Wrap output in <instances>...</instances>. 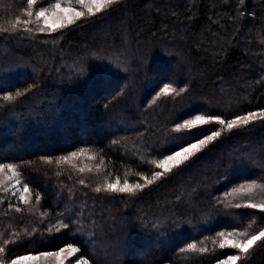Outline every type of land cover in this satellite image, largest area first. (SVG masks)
Returning <instances> with one entry per match:
<instances>
[{"label": "trees", "instance_id": "16d2710c", "mask_svg": "<svg viewBox=\"0 0 264 264\" xmlns=\"http://www.w3.org/2000/svg\"><path fill=\"white\" fill-rule=\"evenodd\" d=\"M252 1L245 0L243 17L235 19L238 0H123L56 33L33 38L22 26L17 34L0 33V87L14 93L39 85L19 103L4 101L6 92H0V106L9 108L0 110V162L20 165L32 188V207L21 205L22 213L7 212L18 197L0 191V232L4 239L14 232L22 239L8 246L5 259L37 248L56 250L65 242L80 246L78 255L92 264H213L224 258L221 252L231 254L213 245L216 232L233 226L251 231L253 210L207 219L201 209L238 183L259 182L264 128L225 133L187 167L136 197L92 189L106 180L142 183L141 173L150 178L156 170L152 160L213 128L171 131L194 114L210 109L231 117L264 107V10ZM25 8L26 0H0V26L25 19ZM249 31L259 36L251 38ZM167 83L189 91L162 94ZM81 149L83 155L57 162ZM241 151L253 164L228 170V161ZM66 209L79 217L76 234L65 230L39 244L37 233L64 219L59 214L66 216ZM177 219L181 225L173 229ZM25 233H33L36 242ZM188 243L209 252H181ZM246 264H264V246Z\"/></svg>", "mask_w": 264, "mask_h": 264}, {"label": "snow or ice", "instance_id": "6c2138e0", "mask_svg": "<svg viewBox=\"0 0 264 264\" xmlns=\"http://www.w3.org/2000/svg\"><path fill=\"white\" fill-rule=\"evenodd\" d=\"M123 0H56L55 3L44 7L37 5V0H26V8L23 11L25 19L16 18L15 22L10 23L8 27L0 26V33L17 34L22 31L25 34L33 36L36 34H51L66 29L70 25H74L77 21L86 18L95 17L98 14L104 13L113 6L120 5ZM239 7L236 9L235 19H241L244 15L242 8L245 5V0H238ZM75 5H79L78 10ZM33 25L34 27H30ZM127 70V69H125ZM39 87L38 84H33L22 90H16L14 93L0 87V92H6L2 99L6 102H21L27 99V95L34 92ZM189 91L186 87L175 88L171 83H167L161 89V93L165 95L175 94L181 96ZM105 109L109 107L104 105ZM0 110L7 112L9 110L6 106H0ZM212 125L206 134L201 138H197L194 142H185L178 145L179 150L173 149L171 154H163L162 159H154L151 163L155 166V171L148 176L139 174L141 182L130 184L127 180L122 183L119 179L115 182L104 181L92 189L93 192L105 195H123L129 198L136 197L143 193L145 189L150 188L157 182L163 181L168 175L173 174L174 171L182 170V167H187L189 162L194 158H198V154L207 149L210 145L218 142L224 134L239 135L249 131L254 127L264 128V107H258L255 110H248L242 114H234L231 117L225 116L222 113L213 112L210 109L204 110V114H194L191 118L184 119L182 123H176L171 129L174 133H180L182 130H187L192 133L193 129L203 128V126ZM120 141L113 140V144H118ZM84 154V150L79 152L71 151L67 155H62L59 158L60 162H70ZM261 155L264 157V146L261 148ZM93 157H89L92 159ZM43 159V157H42ZM48 163H52V159L48 158ZM253 157L245 151H241L234 158L228 161L227 168H244L253 164ZM84 172V169H79ZM6 177V179H5ZM80 185L87 187L85 181L80 179ZM0 191L5 193L11 192L13 197H18L16 204L8 203L7 212L22 213L24 208L21 205L32 207V201L29 194L32 188L28 182L23 179L21 166L12 162H0ZM72 192V189H69ZM35 200L39 202V193L35 194ZM4 200L0 199V204ZM234 210H253L248 213L255 216L257 219L253 220L256 227L253 228L250 224L249 230H239L238 227L233 226L231 230H221L216 232V238L212 241L213 245L218 244L220 250L231 249L233 253L221 252L224 258L216 257L215 264H246V261L253 254L255 248L260 245L264 246V167H261L259 173V182L257 179H251L244 183H238L231 188L230 192H225L223 198H216L215 203L209 204L207 208H202L201 212L206 214L207 219H211L214 215L233 214ZM59 215L64 219H58L51 227H45L42 232L33 233L39 235V244L49 242L54 238L55 234H63L65 230L76 234L74 228L78 231L80 224L79 217L74 211L65 210ZM7 214V213H6ZM180 217L184 213L179 214ZM257 220L259 223H257ZM187 222V221H184ZM181 220L172 221L170 227L173 229L179 228ZM33 233H25L32 242ZM45 233L47 236H45ZM4 233L0 232V264H92L90 259L85 255H78L81 253V247L75 242H65L63 246H57L56 250H37L28 252L26 254H17L12 258L5 259L8 252L11 251L9 245H18L22 243L21 234L12 233L9 239H4ZM91 235V234H90ZM191 251L194 253H208L209 248L206 246H197L196 243H188L187 249L182 248L181 252ZM215 251V248H213ZM75 257L73 261L71 258Z\"/></svg>", "mask_w": 264, "mask_h": 264}, {"label": "rangeland", "instance_id": "374dc122", "mask_svg": "<svg viewBox=\"0 0 264 264\" xmlns=\"http://www.w3.org/2000/svg\"><path fill=\"white\" fill-rule=\"evenodd\" d=\"M165 1H168V0H165ZM41 2H43V0H37V4L39 5V3H41ZM261 2V4H262V6H263V10H264V2L262 3V0H254V1H252V3L254 4V6H256L258 3H260ZM259 5V4H258ZM76 7H77V9L79 10L80 9V6L79 5H75ZM250 19H254L255 18V16H252V15H250ZM249 33V37H253V38H255V37H258L259 36V34H257V33H255L254 31L253 32H251V31H249L248 32ZM260 38V37H259ZM260 39H262V38H260ZM264 40V39H263ZM262 42H264V41H262ZM264 46V45H263ZM263 50H264V47L262 48ZM206 163H208V162H205V164ZM207 166V165H206ZM5 179H6V177H5ZM228 251H230V253H233V251L234 250H231V249H227ZM73 261L75 260V257H73V258H71ZM213 264H215V263H213Z\"/></svg>", "mask_w": 264, "mask_h": 264}]
</instances>
